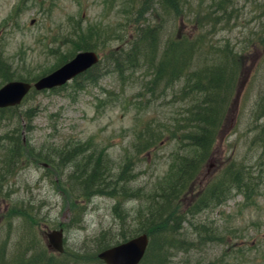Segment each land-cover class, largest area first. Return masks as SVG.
<instances>
[{"label": "rangeland", "instance_id": "rangeland-1", "mask_svg": "<svg viewBox=\"0 0 264 264\" xmlns=\"http://www.w3.org/2000/svg\"><path fill=\"white\" fill-rule=\"evenodd\" d=\"M158 2L138 0L139 7L132 5L136 0H0V58L8 67L0 73V88L9 78L37 80L84 44L103 60L96 81L83 78L60 91H34L16 112L0 114V253L3 246L7 253L0 264L17 263L21 238L48 249V232L60 229L65 232V253L49 251L57 264H98V237L106 234L115 244L122 242V231L148 224L145 197L165 183L177 144L164 136L168 139L159 148L138 157L137 135L148 121L163 127L184 112L178 95L183 81L153 99L144 94L149 71L113 73L107 59L117 49H128L129 40L135 41L137 30L145 26L166 22L161 44L174 39L179 29L180 36L193 35L187 20L198 17L200 0H185L184 18L176 10L166 16L157 9ZM255 6L235 0L232 28L215 30L207 39L214 44L229 41L236 48L245 45L250 29L259 24ZM244 54L248 67L239 79V97L236 89L213 156L195 185L202 190L236 161L238 170L253 173L261 192L254 201L234 190L223 203L192 215L197 197L185 196L183 205L159 225L163 233H174L184 219L177 234L181 243L170 251L167 264H264L263 143L255 142L256 127L264 122V49ZM144 105L150 108L144 110ZM15 143L21 149L19 160L11 154ZM186 153L180 151V156ZM74 154H81V165L71 161ZM91 157L107 170L105 182L117 188L113 194L104 190L86 197L77 186L82 182L77 174ZM23 206L34 218L31 228L17 217L25 212ZM82 248L85 252L77 259Z\"/></svg>", "mask_w": 264, "mask_h": 264}, {"label": "trees", "instance_id": "trees-1", "mask_svg": "<svg viewBox=\"0 0 264 264\" xmlns=\"http://www.w3.org/2000/svg\"><path fill=\"white\" fill-rule=\"evenodd\" d=\"M148 1L145 0V3ZM174 2L176 1L159 0L157 9L167 16L166 13L172 4L175 5ZM135 4L139 6L138 0H136V3H132V5ZM254 5H256L254 7L256 12H264V5L259 3ZM146 11L143 12V15ZM176 11L179 18L185 17L182 15V7L177 6ZM145 23L142 22V24ZM187 23L193 35L180 36L179 29L176 37L165 44H161V34L164 32L163 27L166 22L157 26H145L138 29L135 41L129 40L128 49H117L111 54V57L106 58L113 73L125 75L141 69L149 71L150 78L144 84V94L149 95L151 98L154 97L153 99L163 97L169 89L174 88L177 83L183 81L178 95H180L179 103L185 104L183 105L184 112L180 111L176 114L178 119H174L170 125L163 127L155 125V121H148L140 129V133L137 135L138 138L136 137L138 154L136 156L138 157L151 153L157 147L159 148L163 140L168 139L164 136H169V139L172 142L176 141L177 144L173 152L174 160L176 159L175 169L174 166L173 168L171 167L168 170V176L166 175L167 177L163 181L165 183L160 188L148 192L145 197L147 202L145 215L147 216L148 224L130 232L122 231L120 233L122 242L141 233L150 235L151 243L142 264H167V259L161 256L163 252L161 247L176 248L181 243L177 240V234L182 229L184 219L180 221L179 228L174 229V233L168 230L163 233L159 225L162 220L166 221L168 215L172 217L175 209L183 205L182 199L185 196L192 195V198L193 196L197 197L193 208L190 210V215H192L223 203L234 190L243 192L241 194L244 197H251L254 201L256 199L255 196L261 192V188L256 182H253L255 180L253 173L251 175L250 170H238L236 161H232V165L228 164L221 169L217 176L209 180L210 183L202 187V190L195 185L203 174L207 161L213 156L215 143L231 110L235 91L236 89L238 91L241 87L239 79L242 72L248 67V59L245 54L244 58L240 57L238 52L236 56L233 50L226 49L224 45L218 47L210 42L207 39L208 34H205L204 28L195 19L187 20ZM80 50H92V48H87L86 44H84ZM246 50L252 51L251 49ZM216 51L222 53L219 58L212 62L208 61L211 59L209 56ZM226 56L229 57L230 61H227ZM71 58L73 56L66 57L62 62L65 63ZM1 59L0 73L3 74L8 67L5 66ZM224 63L225 68L223 66ZM101 66L102 63L81 76L77 81L83 78L96 81ZM9 76H11L10 73ZM9 76L4 77L9 78ZM11 80L12 78L6 79L7 82ZM159 87L161 88L160 91ZM20 107L0 110V114L14 113ZM149 108L150 106L148 105L143 106L144 110ZM21 143L23 141L20 140ZM15 145L16 148L12 149L11 154L19 160L21 149L19 150V144L15 143ZM180 151H187L186 156L181 157ZM80 156L81 154L72 155L71 161H76L78 162L77 164L81 165L82 162L78 161ZM12 162L10 158V168ZM88 163L82 164L84 165V172L81 173L79 170V174H77V179L82 180V182H77V186L82 189L84 196L99 195L104 190H108L113 194L117 188L105 182L108 177L107 170H103L102 164H97V161L93 160L92 157ZM15 164H17V161H15ZM260 165L264 167V152ZM191 189H193V192H190ZM69 192L73 194L71 191ZM23 207H25V212L17 217L23 220V225L31 228V224L35 222L34 218L29 213L27 206ZM78 214L77 212L76 215ZM199 237L202 236L199 235ZM182 241L186 242L187 240ZM96 242L98 243V249L94 256L120 243L119 241L115 244L112 243L106 234L98 237ZM17 246L18 253L15 254L17 263L15 264H57L54 255L49 253L50 249L41 246L38 241L23 237L19 240ZM4 247H2L3 249L0 253V260L2 261L7 259ZM80 252L77 259L80 258L82 252H85V248H82ZM96 259L94 263H103L98 259V256H96Z\"/></svg>", "mask_w": 264, "mask_h": 264}, {"label": "water", "instance_id": "water-1", "mask_svg": "<svg viewBox=\"0 0 264 264\" xmlns=\"http://www.w3.org/2000/svg\"><path fill=\"white\" fill-rule=\"evenodd\" d=\"M98 63L99 57L96 53L81 52L52 74L38 80L34 87L42 91L63 86ZM31 88L32 85L25 82H10L5 85L0 90V109L21 104ZM47 236L50 248L60 253L64 252L63 230H55ZM149 242V236L143 234L102 252L99 258L106 264H140L146 255Z\"/></svg>", "mask_w": 264, "mask_h": 264}, {"label": "bare ground", "instance_id": "bare-ground-1", "mask_svg": "<svg viewBox=\"0 0 264 264\" xmlns=\"http://www.w3.org/2000/svg\"><path fill=\"white\" fill-rule=\"evenodd\" d=\"M174 1L178 3L174 2L176 7L175 5L172 4L171 8H169V11L166 13L167 15L170 12H171V15H173L174 11L172 10H177V6L182 7V8L187 7L185 4V0H174ZM200 1H201V5L200 7L197 8L198 17H194L192 19H195L196 22L200 23L201 27L204 28L205 34L212 33L215 30L219 31V30L226 29L227 26L232 28L231 23L234 20L233 14L235 11V9L233 8V4L235 0H210L209 3H207V0H200ZM242 1H245V3L247 2L250 4L259 3V4L264 5V0H237V3H240ZM256 13H258L259 24L255 28L250 29V34L248 35V41L244 43L245 45L242 44L238 46L239 48H236V47H233V45H231L229 41H225L224 44L222 43H219V44L215 43V44L218 47L220 45H224L226 49L229 48L231 51L233 50L236 56L238 52L239 53L238 55L243 58L245 57L244 51L246 49H251L253 51L262 50V48L264 47V12L257 11ZM239 19L240 18L237 17V26L239 25ZM221 54L222 53L216 51L211 56H209L211 59L208 61L212 62L213 60H217ZM226 58H227V61L228 60L230 61L228 56H226ZM263 58H264V55H263ZM225 63L223 64L224 68H225ZM237 92H238L237 96L239 97V90ZM263 96L264 95H261L262 98ZM238 97L237 99H239ZM261 108L264 109V102H262ZM260 117L264 118V111L262 112ZM256 130H257V136H256L255 142L257 144L260 142L263 143V152H264V122L260 128L257 126ZM263 152L261 153L263 154ZM258 168H260V166ZM162 248H163V252L161 253V256L163 258L168 259L170 251L174 249V247L167 248L166 246H163L161 247V249Z\"/></svg>", "mask_w": 264, "mask_h": 264}]
</instances>
